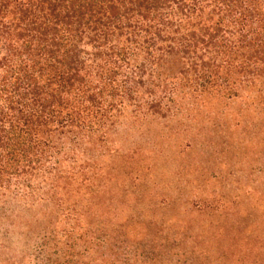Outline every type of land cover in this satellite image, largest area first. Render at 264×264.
<instances>
[{
  "label": "trees",
  "instance_id": "trees-1",
  "mask_svg": "<svg viewBox=\"0 0 264 264\" xmlns=\"http://www.w3.org/2000/svg\"><path fill=\"white\" fill-rule=\"evenodd\" d=\"M245 94L264 0H0V264H264Z\"/></svg>",
  "mask_w": 264,
  "mask_h": 264
},
{
  "label": "rangeland",
  "instance_id": "rangeland-1",
  "mask_svg": "<svg viewBox=\"0 0 264 264\" xmlns=\"http://www.w3.org/2000/svg\"><path fill=\"white\" fill-rule=\"evenodd\" d=\"M228 116L231 124L232 147L230 164L234 167L237 177L249 180V185L250 182H254L252 185L254 192L263 193L264 104L260 105L251 95L245 94L231 103ZM223 170L225 168L221 169L225 173ZM252 205L257 207L256 211L263 212L264 206L261 202H253Z\"/></svg>",
  "mask_w": 264,
  "mask_h": 264
}]
</instances>
